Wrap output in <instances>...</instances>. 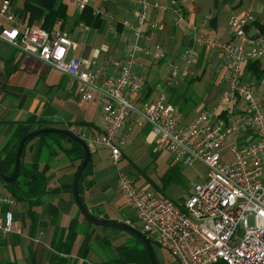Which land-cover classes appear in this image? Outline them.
<instances>
[{
    "label": "built area",
    "instance_id": "1",
    "mask_svg": "<svg viewBox=\"0 0 264 264\" xmlns=\"http://www.w3.org/2000/svg\"><path fill=\"white\" fill-rule=\"evenodd\" d=\"M70 1L81 11L88 7L87 0ZM132 3L134 22L114 18L133 31L134 41L129 44L127 58L112 61L116 68L113 74H105L94 59L69 55L73 39L62 26L63 20L52 30L23 23L12 11V0H1L0 39L69 76L81 101L100 105L103 132H88L77 124L68 129L85 139L91 149L99 145L108 148L115 165H119L128 136H123L121 129L131 120L137 126L150 123L157 150L171 152L177 162L191 165L201 160L208 166L205 180L196 183L184 201L137 186L133 177L118 171V188L152 241L170 251L180 264H264V100L253 81L243 78L246 61L264 60V37L258 30L249 31L257 19L253 6L230 17L236 40L225 42L203 36L197 26L187 22L184 0H172L175 23L186 24L195 43L219 52L226 80L216 109L203 110L183 124V112L167 101L165 93L154 100L136 96L146 84V78L134 72L140 52L157 59L166 58V53L160 47L140 44L145 27L163 28L162 22L148 16L160 3ZM102 13L107 14L94 8L95 15ZM193 58L191 47L182 55L181 72L178 65L172 67L173 76H189ZM226 142L231 160L224 159L221 150ZM17 204L16 197L0 189L1 234H24L15 224Z\"/></svg>",
    "mask_w": 264,
    "mask_h": 264
},
{
    "label": "crops",
    "instance_id": "2",
    "mask_svg": "<svg viewBox=\"0 0 264 264\" xmlns=\"http://www.w3.org/2000/svg\"><path fill=\"white\" fill-rule=\"evenodd\" d=\"M62 1L68 7V16L63 26L73 39L69 55L94 59L97 67L102 68L105 74L115 73L112 61L127 58L134 33L114 18L134 22L132 0H87L88 7L102 8L107 13L95 15L99 17L98 25H89V29L85 28L86 22L80 20L82 11L70 0ZM153 1H158L160 7L150 9L149 19L162 22L163 28L145 27V36L140 39V44L152 49L160 47L166 53V58L157 59L140 52L134 72L144 76L146 84L136 96L154 100L160 93H165L167 101L181 109L183 124H187L199 112L216 109L215 105L226 86L225 71L221 67L218 51L195 43L186 24L175 23L172 0ZM251 6L257 19L249 31L258 30L264 37V0H184L187 22L197 26L203 36L217 37L225 42L236 40L229 25L230 17L241 14L246 7ZM12 11L23 23L28 22L24 0H12ZM191 47L194 48L191 74L186 78L180 75L174 77L172 67L178 65L181 72L184 65L182 55ZM243 78L245 81H253L257 94L264 100V60L246 61L243 65ZM75 88V81L69 76L0 39V150L13 135L18 123L28 121L33 116L45 122V127L69 128L77 124L88 132H103L105 121L100 105L81 101ZM191 95L196 98L193 99ZM32 128L34 130L37 126ZM126 133L128 136L122 145V160L129 158L123 148L127 140L136 142L139 160H129L135 170L145 177V183L161 192L152 185L155 183L162 187L161 176L158 177L159 181H155L152 179L154 177L144 174L139 166L151 160V148H156V134L152 125L146 123L137 126L129 120L126 127L121 129L123 136ZM48 139L54 142L58 137L49 136ZM60 141L65 148H72L69 141ZM43 143L41 138L32 140L24 157L26 164L40 162L41 167L48 164L45 173L48 192L35 208L39 213V223L33 225L27 214V204L18 202L15 207V224L23 228L24 234L0 233V262L110 264L117 258L121 248V230L92 224L81 213L74 197L73 181L82 159L74 152L68 154L60 151L57 156H53L52 147L43 149ZM98 148H92L91 166L80 181V191L93 214L121 219V192L117 185L121 160L116 170H110L108 174L101 167L100 158L95 153ZM1 188L2 192L10 193L8 186L3 185ZM167 188L164 193L168 196ZM97 194L108 196L109 202L117 206V209L113 207L115 214L109 215L104 202L99 200V196L96 197ZM52 206L56 207V216L52 214ZM73 219L78 221V235L73 248L68 254L58 252L52 241L60 233L59 230L68 227Z\"/></svg>",
    "mask_w": 264,
    "mask_h": 264
},
{
    "label": "trees",
    "instance_id": "3",
    "mask_svg": "<svg viewBox=\"0 0 264 264\" xmlns=\"http://www.w3.org/2000/svg\"><path fill=\"white\" fill-rule=\"evenodd\" d=\"M24 9L28 13L27 23L29 25L39 24L47 28L48 30L54 29L57 25L58 20H63L64 23L68 16L67 4L64 3L62 0H24ZM98 18L95 17L94 9L92 7L85 8L80 15V20L86 22L88 26L92 24L98 25ZM44 125L45 122L38 120L35 116L31 117L28 121L18 123L13 135L10 137L6 145H4V147L0 150V161L4 170L8 174H11L14 170L16 152L22 137L28 134L29 132L33 131V126H37L36 129H40L44 128ZM49 136L58 137V140L53 142L52 140L48 139ZM35 138L43 139L44 143L41 148L44 149L47 147H52V150L54 152L53 156H57L60 151H63L68 154L74 152L78 155V158L82 160L84 157V150L78 143L61 135L46 133L38 137H34L26 142L25 149L23 152L21 173L12 184L5 183V186L9 187L10 194L16 197L18 202L27 204V214L28 217L31 219L33 225H37L39 223V213L35 208L41 204L42 199L48 192L47 181L45 176V173L48 169V164H45L44 167H41L40 162L26 164L24 161L27 147ZM61 139L69 141L72 145V148H65L60 141ZM90 166L91 163L89 167ZM178 169V165L176 164L172 168H170L166 174L160 177L162 187L156 186L155 183H152V185L161 190V193L165 194V189L171 183H173L177 175ZM51 209L52 214L56 216V207L52 206ZM59 231L60 233H57V235L54 237L52 245L58 252L68 254L71 252L75 239L78 235L77 219H73L68 227L61 228ZM132 263L153 264L146 248L141 249L139 248V246L127 247L123 245H121V248L118 250L117 258L111 261L110 264ZM0 264L17 263L16 261H1Z\"/></svg>",
    "mask_w": 264,
    "mask_h": 264
},
{
    "label": "rangeland",
    "instance_id": "4",
    "mask_svg": "<svg viewBox=\"0 0 264 264\" xmlns=\"http://www.w3.org/2000/svg\"><path fill=\"white\" fill-rule=\"evenodd\" d=\"M193 99L196 96L191 95ZM216 106V105H215ZM211 108V107H208ZM215 108H212V110ZM212 111L211 109H207ZM229 142L224 143L221 150L223 152L224 159L231 160L232 156L228 152ZM98 150L95 152L98 154L97 157L100 158V164L103 169L109 174L110 170L115 171L117 165H115L112 159H109V149L104 146H98ZM126 151V154L129 158H125L122 160L121 158V170L133 177L136 180V185L140 187H149L145 183V177L139 174L135 167L132 166L129 159L139 160L137 156L138 145L137 143H133L132 140H127L126 144L123 147ZM151 160L147 161L139 166L143 169L142 172L147 175L154 177L155 181H159L158 177L163 176L168 172L170 168L176 165V161H174V156L171 152L163 150L158 151L156 148H151ZM177 175L171 185L167 188V194L169 197L173 198L176 201H184L185 198L191 193L194 185L198 182L205 180L208 173V166L201 160H196L191 165L178 164ZM110 178V176L108 177ZM160 178V177H159ZM5 185L3 181H0V188ZM152 188V187H149ZM2 189V188H1ZM99 196V200L104 202V207L107 209L109 215L115 214L113 207L115 205L109 202L108 196L106 194H97L96 197ZM127 198H125L121 194V219L126 221L135 227L142 230L143 224L141 220L136 215L135 210L127 204ZM117 209V206L115 207ZM95 212V211H93ZM113 219V217H111ZM154 251L156 253L159 264H180L179 261L168 251L166 248L162 247L160 244L155 241L152 242ZM121 245L127 247L139 246V248H145L143 242L136 237L135 235L121 230ZM135 264V263H132Z\"/></svg>",
    "mask_w": 264,
    "mask_h": 264
},
{
    "label": "water",
    "instance_id": "5",
    "mask_svg": "<svg viewBox=\"0 0 264 264\" xmlns=\"http://www.w3.org/2000/svg\"><path fill=\"white\" fill-rule=\"evenodd\" d=\"M46 133H51V134H57L61 135L64 137H67L76 143H78L82 149L84 150V157L81 162V165L79 166L76 176L73 181V193L75 200L79 206V209L81 213L84 215V217L92 224L95 225H101V226H106V227H113V228H118L120 230L129 232L136 237H138L143 244L145 245V248L147 249L151 261L153 264H159V261L157 259L156 253L154 251L153 247V241L139 228L135 227L134 225L123 221V220H117V219H111V218H106L102 216H98L93 214L90 209L88 208L87 204L84 201V198L81 194L80 191V181L89 167L91 161H92V149L90 145L87 143L85 139L80 137L79 135L75 134L68 128H61V127H55V126H49V127H44L40 129H35L25 136L22 137V139L19 142V146L16 152V160H15V166L14 170L11 174H8L0 161V180L3 181L6 184H12L20 175L21 173V166H22V159H23V152L25 149L26 142L34 137H38L40 135L46 134Z\"/></svg>",
    "mask_w": 264,
    "mask_h": 264
},
{
    "label": "snow or ice",
    "instance_id": "6",
    "mask_svg": "<svg viewBox=\"0 0 264 264\" xmlns=\"http://www.w3.org/2000/svg\"><path fill=\"white\" fill-rule=\"evenodd\" d=\"M12 35H15V33H12Z\"/></svg>",
    "mask_w": 264,
    "mask_h": 264
}]
</instances>
